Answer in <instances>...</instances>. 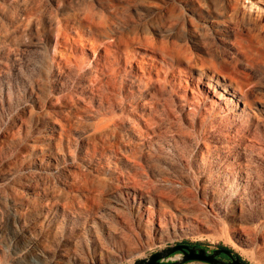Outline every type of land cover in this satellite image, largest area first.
<instances>
[{
	"label": "rangeland",
	"instance_id": "obj_1",
	"mask_svg": "<svg viewBox=\"0 0 264 264\" xmlns=\"http://www.w3.org/2000/svg\"><path fill=\"white\" fill-rule=\"evenodd\" d=\"M110 68L107 103L92 79ZM119 176L154 232L135 209L113 255L93 230L68 240L100 227ZM66 242L88 264L182 242L264 264V0H0V264H82L60 263Z\"/></svg>",
	"mask_w": 264,
	"mask_h": 264
},
{
	"label": "bare ground",
	"instance_id": "obj_2",
	"mask_svg": "<svg viewBox=\"0 0 264 264\" xmlns=\"http://www.w3.org/2000/svg\"><path fill=\"white\" fill-rule=\"evenodd\" d=\"M87 18L90 20V22H91V20H93L90 16L87 17ZM109 39H110L109 44H111L112 46L117 47V49H118L117 51L118 52H119V50H121V48L128 46V44L120 36L117 37L116 35H110V37H108V40ZM92 50L94 52H96L95 48H93ZM109 54H110V50L107 47L106 56L104 57L105 60L109 57ZM134 62H136V65L138 66L137 70H135L136 74H138V72H141L143 76L148 77L150 75V77H149V81H150V79H152V77H151L152 76V67L145 66L143 63H140L141 61H138V59L136 61H134ZM138 63H140V64L138 65ZM130 65H133L132 61H131ZM99 70H100L99 73L103 74L104 70L101 69V67L99 68ZM147 74H149V75L147 76ZM116 77H117L116 69L112 70L110 68V72L108 73V76H105V78L104 77L101 78L100 76H97V78H96V76H94V78L92 79L93 82H96V87H99V86H101V87L106 86L107 87V92L104 91V93H106V95H107L106 96V102L107 103H111V101H110L111 98L109 97L110 96L109 94H110V92H112V94H113L112 85H114V82H115L114 80H115ZM139 79H142V77L140 76ZM156 82H157V80H156ZM148 84H150V83L148 82L147 85ZM133 103H135V102H133ZM122 119H124V118H122ZM108 121H110V122L112 121L114 123L119 122V121L115 120V117H111ZM105 122L106 121H104V125L107 124V123L105 124ZM111 124H113V123H111ZM117 124H115V126H117ZM122 176H119L121 178V182L119 184L117 182L118 191L115 192L114 194H112V196L109 197L110 203L107 204L106 213H103V212L101 213L100 212V214L94 215L98 219V221H96V222H99V225H100L101 229L106 234L102 235V233H101L102 230L100 229V227L95 226V225L93 226V225L87 224V225L83 226V228L81 229V232L75 234L74 237L71 236L68 240L74 242L75 240H77V238L80 235H82L83 231L89 232V231L93 230V231H95V233H97L98 241L101 244V250H100L101 254L105 255V256H106V254H107V256L108 255L109 256L113 255L114 253L112 252V249L110 248L111 246L109 245V243H111L112 245L116 246L117 245V238L118 237H122L123 238V233H124V229H122V227L117 226L116 223L114 224L113 220L114 219L122 220L123 222H125L127 224V226H129V227H131L133 229V227H134V222H133L134 213L133 212L131 213L129 211L130 210L131 211H135V209H137V211H138V216H137L138 219H141L142 216L145 213L148 214V216H147L148 223H147V227L145 228V230L147 231V230L150 229V230H152L154 232V226H155L156 223L154 221V217H155L154 209H155V206L153 207V205H152V203L154 204L153 200H149L150 196L146 195L145 194L146 192H143V191H145V189L143 187L140 188L141 190H143L142 192H140L139 190H136V188L134 187V182H132V180H130V178L125 177L126 175L124 177H122ZM135 184H137V183H135ZM133 192H135V194H133L134 203L131 201V198H130L132 196ZM147 202L151 203V204L150 205H146L145 203H147ZM176 208L182 213L183 217H185L188 220H189L190 217H193V215H194V214L192 215V212H190L189 210H187L186 208H184L181 205H176ZM79 216L80 217H82V216L86 217V215H82V214H80ZM195 216H196V214H195ZM160 227H161V237L160 238H162V237L165 236L163 233L165 231H167V224L165 222H161L160 223ZM155 230H156V228H155ZM126 238H127V236H125V239ZM126 243H129V242H126ZM130 247H131V245H130ZM80 250L82 251V249H80V247H78L77 245L75 247H72V245L70 243L66 242L65 244H63V246L59 250V253L57 254L58 257H59L60 263H65L67 260H71L72 259L75 262H78V260H80V262L82 264H88L89 260H87L86 257L85 258H81L80 256H78V254H80V252H81ZM42 255L44 257H47L46 254H44V253Z\"/></svg>",
	"mask_w": 264,
	"mask_h": 264
},
{
	"label": "water",
	"instance_id": "obj_3",
	"mask_svg": "<svg viewBox=\"0 0 264 264\" xmlns=\"http://www.w3.org/2000/svg\"><path fill=\"white\" fill-rule=\"evenodd\" d=\"M178 251L183 252V256L180 257L179 260L174 262L166 261L168 259H172L173 255ZM222 253L228 255L229 258L226 260L218 258ZM189 261H199L208 264H250V262L236 257L229 249L216 248L212 253H209L206 248H195L182 243H178L174 246H168L153 255L137 260L133 264H185Z\"/></svg>",
	"mask_w": 264,
	"mask_h": 264
},
{
	"label": "flooded vegetation",
	"instance_id": "obj_4",
	"mask_svg": "<svg viewBox=\"0 0 264 264\" xmlns=\"http://www.w3.org/2000/svg\"><path fill=\"white\" fill-rule=\"evenodd\" d=\"M182 244H188V245H190L191 247H195V248H204V246H202V245H199V244H197V245H193V244H191V243H187V242H182ZM208 250V249H207ZM209 251V253H212L210 250H208ZM176 255H181V256H183V252H181V251H178L176 254H174L173 255V257L174 256H176ZM223 255H226L225 253H222L218 258H220V259H223V260H226V259H228L229 258V256L228 255H226L227 257H224ZM167 262H170V260L168 259V260H166Z\"/></svg>",
	"mask_w": 264,
	"mask_h": 264
},
{
	"label": "trees",
	"instance_id": "obj_5",
	"mask_svg": "<svg viewBox=\"0 0 264 264\" xmlns=\"http://www.w3.org/2000/svg\"><path fill=\"white\" fill-rule=\"evenodd\" d=\"M219 248H225V249H229V250H231V248H229L228 246H224V245L220 246ZM231 252H232L236 257H239L240 259L243 258L240 254L234 252L233 250H231ZM223 256H224V257H227L226 255H223ZM245 261H246V260H245ZM247 262H249V261H247Z\"/></svg>",
	"mask_w": 264,
	"mask_h": 264
}]
</instances>
